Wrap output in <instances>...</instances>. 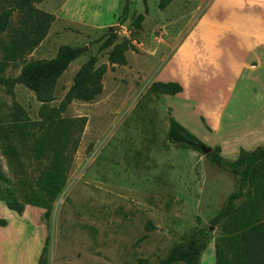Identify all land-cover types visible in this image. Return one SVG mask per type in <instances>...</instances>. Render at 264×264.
I'll return each instance as SVG.
<instances>
[{"label": "rangeland", "instance_id": "374dc122", "mask_svg": "<svg viewBox=\"0 0 264 264\" xmlns=\"http://www.w3.org/2000/svg\"><path fill=\"white\" fill-rule=\"evenodd\" d=\"M18 1L0 0V9ZM212 1L172 0L159 9L158 0H133L121 20L125 0H29L33 8L52 16L44 36L22 57L8 59L3 48L13 40L9 32L0 34L4 120L13 103L30 119L38 118L41 102L17 80L26 62L53 58L66 45L84 48L57 77L50 106L62 100L91 57L94 67L106 65L101 91L87 101L73 99L63 112L86 120L66 183L47 214L26 204L23 217L0 202V218L8 223L0 227V251L17 250L25 263L42 255L43 264H151L174 243L204 233L208 243L199 262L215 264L217 237L232 232L248 214L264 221V192L256 199V189L248 186L233 217L224 226L212 225L210 219L234 189L231 175L200 151L183 148L167 136L169 118L174 117L207 146H219L224 157L238 155L229 133L233 113L230 107L227 114L214 108L208 67L199 63L192 45L178 53ZM232 13L240 17L238 7ZM22 14L17 8L12 11L13 27H21ZM138 14L143 16L140 28L133 25ZM110 33L115 42L126 40L134 47L125 51V64L108 62L112 46L99 49ZM180 55L183 70L176 61ZM161 78L178 82L183 90L174 95L155 92L150 84ZM255 85L251 78L249 86Z\"/></svg>", "mask_w": 264, "mask_h": 264}, {"label": "trees", "instance_id": "16d2710c", "mask_svg": "<svg viewBox=\"0 0 264 264\" xmlns=\"http://www.w3.org/2000/svg\"><path fill=\"white\" fill-rule=\"evenodd\" d=\"M131 1L125 0L122 5L121 20L126 18ZM171 1L158 0V8L164 9ZM16 8L23 12L20 28L13 27L10 19ZM142 18V14H138L134 19L136 28H140ZM51 20L50 14L33 8L29 0H20L13 6L1 8L0 34L9 32L13 40L11 44L4 45L6 57H22L26 49L44 36ZM110 46L107 59L111 64H125V51L134 48L126 40L115 42L114 33L104 38L99 49ZM83 50V47L62 46L55 57L26 62L22 66L17 80L32 90L41 102L37 119H30L18 103L12 104L8 120L0 115V200L18 214L23 212L26 204L41 207L47 214L66 183L86 118L64 116L63 112L73 99L87 101L101 91V76L106 65L94 67L96 59L91 57L76 73L62 100L53 106L49 103L53 100L51 94L57 77ZM150 88L169 95L182 91V86L175 81H155ZM167 136L183 148L201 152V148L207 146L174 117L169 118ZM204 157L233 179L234 189L210 219L212 225L224 226L233 217L248 186L256 189V199L260 191L264 192V143L253 150L240 148L237 157L232 160L221 154L219 146H214ZM261 168V174L257 175ZM5 224L6 220L0 218V225ZM207 243L204 233L191 236L183 242L174 243L163 258L151 264H200L199 257ZM263 255L264 221H258L256 215L248 214L232 232L217 237L215 241V264H264ZM43 263V256L40 255L37 264Z\"/></svg>", "mask_w": 264, "mask_h": 264}, {"label": "crops", "instance_id": "0c3cea01", "mask_svg": "<svg viewBox=\"0 0 264 264\" xmlns=\"http://www.w3.org/2000/svg\"><path fill=\"white\" fill-rule=\"evenodd\" d=\"M235 7L240 10L238 19L232 13ZM261 10L264 12V0H214L197 18L189 41L178 51L182 54L192 45L199 63L208 67L214 108L218 113L223 110L227 114L230 107L233 113L229 133L237 151L240 148L253 150L264 143V18ZM176 61L183 70V57L178 56ZM251 78L256 84L254 89L249 86ZM221 99H224L223 104ZM26 211L27 207L19 215L27 216ZM6 225L7 220L0 227ZM37 261L25 263L23 254L17 250L0 251V264H37Z\"/></svg>", "mask_w": 264, "mask_h": 264}, {"label": "water", "instance_id": "95a60500", "mask_svg": "<svg viewBox=\"0 0 264 264\" xmlns=\"http://www.w3.org/2000/svg\"><path fill=\"white\" fill-rule=\"evenodd\" d=\"M115 28H116V26H113V29H115ZM211 149H212V148L209 147V146H203V147L201 148V153H202V155L205 156V154L208 153Z\"/></svg>", "mask_w": 264, "mask_h": 264}, {"label": "bare ground", "instance_id": "6f19581e", "mask_svg": "<svg viewBox=\"0 0 264 264\" xmlns=\"http://www.w3.org/2000/svg\"><path fill=\"white\" fill-rule=\"evenodd\" d=\"M244 26V25H243Z\"/></svg>", "mask_w": 264, "mask_h": 264}]
</instances>
